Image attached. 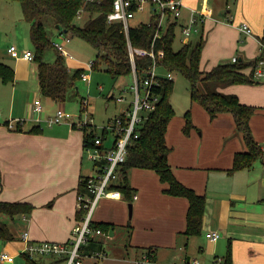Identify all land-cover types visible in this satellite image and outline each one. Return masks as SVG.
I'll return each instance as SVG.
<instances>
[{
    "label": "crops",
    "instance_id": "0c3cea01",
    "mask_svg": "<svg viewBox=\"0 0 264 264\" xmlns=\"http://www.w3.org/2000/svg\"><path fill=\"white\" fill-rule=\"evenodd\" d=\"M221 3L225 5L222 13L219 11ZM191 9L209 14L200 32L192 33L199 35L198 38L202 39L204 34L209 37L212 34L225 35L232 28L240 34L242 51L249 59L245 61H252L260 53L264 0H183V12L176 23L180 33V25L187 20ZM216 11L222 16L216 15ZM83 14L88 17L83 10L77 18ZM241 21L248 23L251 34L239 29ZM55 29L54 34H62ZM181 34L182 44L191 43L190 35L183 38ZM65 40L68 41L67 37ZM237 57L243 60L242 55ZM219 61H231V57L225 56V60L220 58ZM244 71L248 73L250 66ZM16 76H19L18 68ZM27 79L29 77H14L9 82L0 81V200L31 204L29 210H0V239L4 241V252H12L11 261L0 259V264H13L15 254L22 256L27 264V255L23 251L27 241H70L72 227L81 215L77 208L80 179L98 170L84 146V129L79 123L81 115H71L70 121L50 123L47 120L49 115L58 107L64 109L65 98L59 100L42 93L38 77V88L29 93L25 90L26 82H22ZM219 89L236 93L241 102L255 105L249 123L252 136L263 154L249 166L230 170L234 154L247 150L242 132L230 112L211 118L213 120L205 124L199 134L195 133L194 126L188 131L183 130L184 134L181 133L178 140L168 146V163L177 180L204 195L201 229L199 233L185 235L187 197L168 192L167 182L161 181L153 169L137 167L142 168L140 174L154 171L152 187L133 178L125 181L131 190L145 196L143 203L148 206L153 200L161 201L153 207L161 212L156 218L159 221L152 225L135 223V211L140 208L142 200L139 193L134 198L136 192L132 194L131 191L129 196L124 191L120 197L101 196L92 214L93 220L110 224L109 235L115 233L117 219L125 220L132 235L138 229L145 232L142 240L137 242L143 246L131 244L130 237L129 242L126 241L131 249L125 248L128 256L125 262L136 264L134 258L151 246L155 256L164 262H181L196 257L201 264H206V258L212 257L211 264H214V259L226 257L230 245L231 264H264V80L232 83ZM39 92L43 105L41 110H35L33 102L36 97H32ZM110 96L115 98L116 95L111 93ZM106 139L107 135L103 137L104 145L109 144ZM120 173L113 184L122 182ZM156 178L160 183H156ZM125 203H131L129 215L133 208V223L126 220ZM24 231L28 232V240L22 238ZM208 231H217L219 236L210 239L206 235ZM101 233L95 236L100 238ZM28 258L36 264H64L59 255L37 254ZM85 260L89 264L88 259Z\"/></svg>",
    "mask_w": 264,
    "mask_h": 264
},
{
    "label": "trees",
    "instance_id": "16d2710c",
    "mask_svg": "<svg viewBox=\"0 0 264 264\" xmlns=\"http://www.w3.org/2000/svg\"><path fill=\"white\" fill-rule=\"evenodd\" d=\"M17 1L21 6L23 18L29 23V38L34 46L33 59L37 62V74L42 93L63 100L67 86L73 81L68 68L62 62L60 50L53 45L48 34L47 25L50 22L54 26L56 24L61 26L58 32L78 35L96 49V57L92 59V69L99 68L102 63L104 70L110 73L113 78L132 73L139 81L146 74L152 57L148 54L136 53L134 65H132L127 50L129 41L136 47L152 48L158 64L172 72H181L189 82L191 101L202 105L210 118H214L222 112L232 114L237 128L242 132L247 150L234 154L231 171L249 166L254 159L263 154L261 147L252 136L249 123L256 108L255 105L241 102L236 93L223 92L219 89L220 86L232 83L260 81L254 79L253 76V64L256 57L250 62L237 57L235 61L219 62L208 70H202L199 66L202 40L199 39L194 43L185 42L178 49H174L172 47L176 25L174 22L163 30L159 29V35H156L157 20L155 18H151L150 23L141 22L134 26L129 25L127 30L123 28V24L119 20L108 22L107 13L111 9L112 0H93L85 3L83 0ZM81 9L88 13V17L83 24L77 25L75 18L80 15ZM67 39L69 40V37ZM259 40L264 42V25ZM49 47L56 50L54 63H48L42 59V54ZM160 50L162 55L158 56L157 53ZM247 65L250 66L248 73L244 71ZM81 72L83 70H79V76ZM13 79L14 69L12 66L0 60V81L9 82ZM171 82L172 78H162L161 85L154 88L160 92V99L156 107L149 111L147 117L140 123L137 128V136L128 145L125 160L119 167V173L120 170L122 172V182L112 184L111 187L120 190V192L124 191L129 196L131 189L125 181L127 169L131 167L153 169L161 181L167 182L166 190L168 192L187 197L188 208L184 233L188 236L199 233L201 229L205 197L177 180L168 163L169 147L165 141V131L174 115V110L168 99ZM125 90L129 91V88L125 87L120 94H124ZM185 117L184 131H188L193 125L188 112ZM81 127L84 129V146L87 148L91 144L92 136L98 132L95 127L92 128L86 124ZM86 130L88 131L86 132ZM105 133L102 131L101 136H106ZM101 163V160L94 161L96 166ZM98 170L100 169L98 168ZM84 178L80 179L78 191L86 189ZM30 208L31 204L25 201L0 200V210L17 212ZM79 212L81 214L82 210L79 209ZM91 223L94 228H100L101 232L108 233L110 225L108 222L92 220ZM99 248H102V240L94 235L80 249L83 252L91 253ZM125 248L131 249L128 244L125 245ZM143 252L156 257L154 247L148 246ZM28 257L27 264H36L33 259ZM60 258L64 261L63 256ZM224 260L226 264H231L230 245H228Z\"/></svg>",
    "mask_w": 264,
    "mask_h": 264
},
{
    "label": "rangeland",
    "instance_id": "374dc122",
    "mask_svg": "<svg viewBox=\"0 0 264 264\" xmlns=\"http://www.w3.org/2000/svg\"><path fill=\"white\" fill-rule=\"evenodd\" d=\"M224 7V3H221V8L220 10L218 9L220 13L225 10ZM219 11L215 12L216 15L222 16ZM149 17V4L148 2H145L141 8L135 10L134 16L128 19V23L130 26H134L141 22H147ZM86 19V15L83 14L79 18H75V23L77 25H81ZM48 23L49 21L47 24ZM178 27L179 25H176L174 30L175 35L172 42V47L174 49H178L182 45L180 40L182 32L180 33ZM47 28L51 40L59 42L64 50L73 56L69 57L65 54L62 55V62L68 68L71 80H73L72 83L67 86L65 92V111L75 117L78 114L81 115L79 122L87 120L89 117L87 114L91 113L92 123L97 126L103 125L108 117L118 113L128 104L127 102H117L115 98L110 96V94L114 93V95H118L119 93H122V90L125 87L129 88V86L134 82L133 74L130 73L113 78L110 73L104 70V65L102 63H100L99 68L90 69L87 62L95 59L96 49L88 41L78 35H71L69 32L54 34L56 29L52 22L47 25ZM66 37H69L68 41L65 40ZM198 37L200 36L197 34H190L191 43L197 41ZM199 39L200 38H198V40ZM201 40L203 45L199 66L202 70H208L217 63L224 62L219 60L220 58L225 60V56L231 57L236 54L242 55L243 61L249 60L248 56L242 51L240 34L235 33V30L232 28L227 30L225 35L221 36L212 34L209 37L204 34ZM11 43H13L19 51L23 49H30L34 51L33 43L29 38V23L23 18L19 2L17 0H0V60L13 67L15 71L14 77H29V79L25 81L22 80V82H26L25 90L30 93L32 90L38 88V81L36 79V77H38L37 62L35 59L27 61L21 59L20 57L12 56L7 51V47ZM55 51L56 50L53 47H49L42 54V59L48 63H54L56 59ZM16 68L19 70V76H16ZM245 69H249V65H247ZM79 70H83L90 74L89 83L79 76ZM157 73L160 76H165L167 69L159 64L157 66ZM172 75L173 77L168 99L174 110V115L172 116L171 122L166 131V141L169 147H171L172 144L178 140L181 133L184 134L183 130L186 120L185 114L187 112L189 113L192 125L196 127L194 130L196 134L202 132L205 124L213 120L208 116L202 105L191 101L190 85L187 78L179 71H173ZM125 95L127 99L131 98V93L126 92ZM34 97L39 98L42 103L43 97L40 92L37 95H33L32 99ZM80 97H82V99H84L87 103L86 112L84 109H81V101L79 100ZM96 131H101L100 127H96ZM112 140L113 136L109 133L107 135L106 142L110 143ZM141 169L142 168L137 167L128 168L127 179L133 178L135 180H140L144 184L152 187L153 183H151V179H155L153 174L154 171L152 172V170H147L144 174H140L142 171ZM120 174H122V172ZM116 179H119V177ZM155 181L157 184L160 183L158 179ZM134 192H136V194L139 193L142 203L140 208L135 211V218L133 215V208L130 216L127 205L128 203L124 204L126 220L132 222L134 218L135 223L140 225H152L153 223L158 222L159 219L156 218L161 212L153 207L161 201L153 200L148 206L147 203H143L145 196L140 194L139 191L137 193L136 190H131L132 194ZM115 222L116 231L113 235L102 232L99 236L102 240V248L106 252L107 256L99 259L96 264H132L131 262H125L128 258L125 245L126 241L129 242V237L131 244L143 246L141 245L142 243H137L139 242L138 240H142L143 234H145L142 229H138L136 234L133 233L132 235L131 227L129 228L126 225L125 220L117 219ZM3 246L4 241L0 239V254L4 252ZM6 253L10 255L12 254L11 250ZM15 259L16 260L13 264H26L24 258L20 255L15 254ZM212 260V257L206 258V264H211ZM83 264H87L86 260H84Z\"/></svg>",
    "mask_w": 264,
    "mask_h": 264
},
{
    "label": "built area",
    "instance_id": "2783aa9c",
    "mask_svg": "<svg viewBox=\"0 0 264 264\" xmlns=\"http://www.w3.org/2000/svg\"><path fill=\"white\" fill-rule=\"evenodd\" d=\"M84 3L93 0H83ZM148 2L149 4V20L151 18L157 20L156 35H159V29H165L170 23H177L183 12V0H112V6L107 13V21L119 20L123 24L125 30L128 29V19L134 16L136 9L141 8L142 5ZM83 9V8H82ZM81 9V11H82ZM79 16V15H78ZM209 16L205 11L198 9H191L188 18L180 27L183 33V38H187L194 32H200L203 23ZM239 29L245 33H252L251 27L247 22L241 21ZM53 45L57 47L61 53L68 54L64 48L55 40ZM260 53L256 56L253 64V76L256 80H264V42L259 40ZM8 52L14 57H20L27 60L33 59V51L30 49L18 50L14 44L7 47ZM128 55L132 65H134V55L148 54L152 57V62L149 65L146 74L137 80L134 74V82L130 85L129 91L125 90L124 94H118L115 99L119 102H127L126 107L122 108L118 113L108 117L105 123L97 126L92 123L91 113H88V119L79 122L80 125H89L92 128L100 127L101 131L94 134L91 138V144L87 146L86 150L88 156L93 161L101 160L102 163L97 165L100 170L94 174L88 175L84 178L85 190L77 193V208L82 210L80 217L76 220L72 227L73 238L66 241L58 240H38L34 242L27 241L23 251L27 256L33 255H55L63 256L64 264H82L85 259H88L89 264H96L97 261L104 256L106 252L103 248L94 250L91 253L83 252L80 248L86 244L91 236L101 233L100 228H94L91 221L92 214L98 199L101 196L120 197L121 192L114 189L111 185L119 175V167L125 160L128 145L132 143L138 134V126L147 117V113L153 110L159 99L160 92L154 88L161 85L162 78L170 79L173 77L172 71L167 70L165 76H160L157 73V66L159 65L155 52L152 48L136 47L127 42ZM158 56L162 55V51H158ZM237 60V55L231 56V61ZM92 60L88 61V66L91 68ZM81 78L89 82V74L84 71L80 74ZM126 91L131 93V98L127 99ZM35 110L42 109V103L39 98L34 99ZM81 109L87 111V103L81 99ZM71 114L65 111L62 107H58L48 117L50 123H58L63 121H70ZM105 131L106 135L109 133L113 136L112 142L107 145L103 144V137L101 132ZM105 137V136H104ZM136 198L137 194H133ZM207 237L216 239L219 236L217 231L206 232ZM22 238L28 240V232L22 233ZM1 260L11 261L12 255L2 252L0 254ZM136 264H201L196 257H190L181 262H164L157 257H153L147 252H142L138 257L134 258ZM214 264H226L223 257L214 259Z\"/></svg>",
    "mask_w": 264,
    "mask_h": 264
},
{
    "label": "water",
    "instance_id": "95a60500",
    "mask_svg": "<svg viewBox=\"0 0 264 264\" xmlns=\"http://www.w3.org/2000/svg\"><path fill=\"white\" fill-rule=\"evenodd\" d=\"M55 27H56L57 29H59V30L61 29V26L58 25V24H56ZM128 206H129V211H131V203H129Z\"/></svg>",
    "mask_w": 264,
    "mask_h": 264
}]
</instances>
